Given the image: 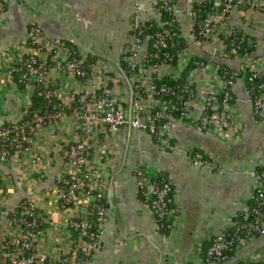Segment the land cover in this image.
<instances>
[{"label":"built area","instance_id":"built-area-1","mask_svg":"<svg viewBox=\"0 0 264 264\" xmlns=\"http://www.w3.org/2000/svg\"><path fill=\"white\" fill-rule=\"evenodd\" d=\"M201 1L186 0L182 12L183 18L179 20L175 14L176 0H154L155 15L150 18L154 19L159 29L154 35L152 46L155 48L165 46L166 40L174 36L183 37L187 43L174 62L159 60L154 63H144L149 55L147 40L133 34L132 45L117 60L120 68L119 75L115 76L108 72L107 85L93 86L90 90L78 88L72 82H66L63 86H48V76L52 69L59 70L65 75L71 73L81 82H85L93 73L94 63L91 74L85 77L81 66L85 61L84 51L59 37L48 38L41 28L34 24L35 22L28 24L25 45L30 51L26 57L17 56L15 60L8 62L4 75L12 76V72L18 69L17 63H22L24 69L18 80L24 82V85L32 82L33 91L37 90L46 103H51L53 110L35 114L30 121L21 119L13 122L11 126L1 125L0 158L8 159L11 154L22 152V140L30 146L34 144L36 149H33L37 156L39 154L37 140L40 137L38 124L56 126L60 132L68 135L64 148V175L60 177L56 189V205L63 215L64 226L58 228L48 224V230L55 239V244L48 249L42 245L39 247L40 232L45 231L46 227L37 229L38 204L35 200H26L21 209V216L8 218L4 229L3 248L15 246V251L4 250L10 264H95L94 253L98 246L106 210L98 205L94 217L90 218L88 207L95 193H89V191L103 189L105 176L101 172V166L110 159L115 137L121 127L129 126L146 130L164 150L181 148L191 163L196 166L209 165L211 160L203 151L194 148L191 144L174 140L171 135L173 122L181 121L194 130L211 132L217 139L223 141H231L239 137L242 127L239 113L234 106L235 98L232 95L231 86L236 81L235 75L244 76L248 66L258 71L259 68L264 67V52L254 56L248 63L245 61L247 56L238 55L232 42L224 41L223 37L230 35L235 29L229 13L236 0H210L213 11L207 12L197 22L196 5ZM239 3L243 6L241 9L245 20L253 24L264 20V0H240ZM1 6L0 4V11ZM163 10L173 13L174 17L162 18ZM175 19L179 23L178 30L171 28ZM144 21L136 19L134 27ZM196 23L198 27L194 31ZM142 44H145V51L139 55L138 46ZM193 46L205 50L208 56L213 54L219 59L233 54L234 57L240 58L239 65L234 68L236 71L225 78L218 72L215 60L212 57L207 58L196 54L191 50ZM12 54V52H5L4 55L9 58ZM164 55L169 56L167 52ZM149 56H158V53ZM196 56L203 60L196 59ZM121 60L127 64L128 73L122 69ZM188 63L194 64L186 74L185 84L189 89L188 96L182 100L179 114L174 115L173 111L177 109V106L172 98L166 97L174 91L164 83L156 84V78L168 75L177 79ZM197 72L204 76L200 87H197ZM122 80L126 81L127 87L121 86ZM260 87H264V81L261 82ZM112 89H116L115 92ZM122 89L129 92L127 101L124 100ZM251 100L255 112L259 114L264 103V92L254 96V100L251 97ZM11 146H13L12 150L9 149ZM135 174L138 189L143 194L142 201L148 204L157 216L162 217L168 213V195L174 189L171 179L152 180L149 177L151 174L147 173L141 164L135 168ZM253 174L255 184L250 194L256 189L259 191L262 208L253 211L254 219L248 223L249 228L242 235L236 234L233 241L226 239L222 230L216 233L206 230L205 235L195 239L187 262L176 263L170 256H166L159 264H187L188 262L235 264L237 259L232 257L225 259L223 250L235 243L237 251L241 246L264 234V188L260 190L263 186L264 169L254 170ZM245 208L246 206L243 209ZM235 212L224 214V226L236 224L232 218ZM178 213V207L175 205L171 228L178 219ZM93 222L95 230L88 236V228ZM72 230L77 231L76 237H73ZM255 232H258V235H255ZM160 233L163 237L167 236L165 233ZM209 239L211 244L203 255L200 252L201 244ZM244 259L264 260V243L251 250Z\"/></svg>","mask_w":264,"mask_h":264},{"label":"crops","instance_id":"crops-1","mask_svg":"<svg viewBox=\"0 0 264 264\" xmlns=\"http://www.w3.org/2000/svg\"><path fill=\"white\" fill-rule=\"evenodd\" d=\"M239 2L236 0L232 6L230 20L234 28L254 34L257 45L251 52L253 57L264 52V20L256 24L245 20ZM0 4V125L23 119L32 101V82L21 87L12 76L4 75L8 62L30 51L25 45L30 22H35L48 38L67 39L85 54L89 51L98 56L93 73L85 82L71 73L65 75L53 69L48 76L51 86L72 82L78 88L90 90L93 86H106L108 72L119 75L117 60L133 43L136 19L155 15L154 0H0ZM185 5L186 0L175 2L179 20L183 18ZM191 50L213 60L224 59L213 54L208 56L205 50L195 46ZM144 51L145 44L138 46L139 55ZM5 52L13 54L7 58ZM225 61L236 68L240 58ZM263 70L264 67L259 68ZM197 74L198 87L204 76ZM124 81L121 86L127 87ZM122 91L127 101L129 92ZM231 92L242 127L238 138L219 140L211 132L194 130L181 121L171 126L172 138L203 151L211 160L209 165H193L181 148L162 149L146 130L121 127L110 159L101 166L105 176L102 190L108 208H105L106 217L94 253L95 264H159L166 256L176 263L187 262L198 236L205 235L206 230L219 232L224 226L225 213L246 206L255 184V166L264 164V103L257 114L242 78L236 79ZM38 128L37 156L33 144L8 159L0 158V264H10L3 249L4 229L9 211L21 199L35 200L46 212L51 227L64 226L63 215L56 205V189L65 169L64 148L68 135L48 124H38ZM186 130L231 146L214 153L208 149L209 143L202 148L200 143L187 137ZM139 164L149 174L166 172L173 183L179 213L167 236L163 237L157 230L154 212L138 195L135 168ZM38 242L39 247L47 249L55 244L48 225L40 232ZM263 243L264 234L237 249L232 259L245 258Z\"/></svg>","mask_w":264,"mask_h":264},{"label":"trees","instance_id":"trees-1","mask_svg":"<svg viewBox=\"0 0 264 264\" xmlns=\"http://www.w3.org/2000/svg\"><path fill=\"white\" fill-rule=\"evenodd\" d=\"M197 7V13L195 15V19L198 22L201 20L207 12L213 11V8L211 6V1L210 0H202L200 3L196 5ZM239 7L243 9V6L241 3H239ZM5 8V6H4ZM2 9V6H1ZM174 17L173 13L168 12V11H162V18H170ZM36 24V23H34ZM198 23L194 25V31L197 30ZM172 30H178L179 29V23L175 19L174 20V25H171ZM159 28L157 27L156 23L154 22L153 18H148L145 19V21L138 26L133 28V34L138 36L140 39H146L147 40V52L152 55L154 53H158V56H149L148 59L145 58L144 63L149 64V63H154L159 60L163 61H170L174 62L178 58V53L180 52L181 49H183L184 46H186V41L183 37L177 36L173 38H168L166 40V45L165 46H160L159 48H155L152 46V41L154 40V35L157 32ZM224 41L226 43H233L234 46L236 47L238 55H243L247 56L245 59L246 62L249 63V61L254 57H250L251 52L256 48L257 45V40L252 33H248L244 31L242 28H235L234 31L230 34L227 35L226 37H223ZM67 43H72V41H69L67 39H63ZM75 45V44H74ZM76 46V45H75ZM167 52L169 56H165L164 53ZM27 52L22 55V57L27 56ZM76 55V54H75ZM256 56V55H255ZM233 54H229L226 58L223 60H215L218 72L221 74V76L227 78L231 75L232 72L236 71L234 68L228 66L226 63L225 59H231L233 58ZM98 58V56L92 52L87 51L85 54V61L81 64L83 67L82 69L85 72V77H88L91 74V69L92 65L95 62V60ZM196 59H201V57H195ZM147 59V60H146ZM49 62V61H48ZM18 69L14 70L12 72V78L15 80L17 84H19L21 87L24 86V82H21L18 80L22 70L24 69V66L22 63H17ZM122 69L126 70L128 67L127 64L121 60L120 63ZM194 64L188 63L186 66L182 69L181 75L177 79H173L169 77L168 75H162L160 78H156V84H161L164 83L167 86H169L174 92L172 94L167 95V98H172L173 101L175 102L177 109L173 111L174 115H178L181 106H182V100L185 99L188 96V87L186 86V74L188 70L192 68ZM128 73L129 71L126 70ZM250 76V78H248ZM82 77V76H79ZM82 77V78H85ZM237 78H242L245 82V86L247 88L248 94L252 97L254 100V96H259L261 92H264V87H260V84L262 81H264V70L263 71H258L256 69H252L248 66L245 75L240 76V74H236L234 79ZM49 87H52V84L47 83ZM42 86V85H40ZM253 102V101H252ZM75 105V104H73ZM50 112L53 110V107L51 103H46V100L37 93V90H34L32 92V101L29 107L27 108V113L26 116L23 118L24 121H30L33 119V116L35 114H43L44 111ZM11 124H14L13 122H7L5 124H1L3 126H11ZM0 125V126H1ZM1 141V139H0ZM23 147H27L29 143L26 141L22 140ZM13 146L9 147L10 150H12ZM264 169V164H258L255 166L256 171H261ZM64 175V174H62ZM149 177L152 180L156 181H161V180H169L170 178L168 177L166 172H159V173H154L149 175ZM174 187V186H173ZM264 188V177H263V186L260 188V190ZM95 193V197L90 202L88 210L90 211V218H93L95 215V210L98 205L103 206L104 208H108V202L106 198L103 195V190H98L94 191L91 190L89 193ZM138 195L143 199V194L141 191L138 189ZM169 200L167 201V206L169 207L168 213H166L164 216L160 217L155 215L156 218V223L158 226V230L162 233H165L168 235L170 228H171V222L173 219L174 215V207H175V201L173 197V192L170 193L169 195ZM24 202L26 200H20L19 203L9 211L8 217L9 218H18L21 216V209L24 206ZM262 208V204L260 202L259 198V191L256 189L253 193H251L247 199H246V208L245 209H239L236 210L235 214H233L232 218L236 221L235 225H230V226H224L221 230L224 233V236L226 239H231L234 241L235 235H242L247 228H249L248 223L254 219V213L253 211L255 209ZM37 218H38V225L37 229L41 230L47 227L49 223V219L46 215V212L41 208L40 206H37ZM78 217V216H74ZM95 223L93 222L91 226L88 228V236L91 235V232L94 231L95 229ZM94 233V232H93ZM72 235L73 237H76L77 231L72 230ZM255 235H258V232H255ZM211 244V240H204L203 243L201 244V254L205 255L206 249L208 246ZM5 251L10 252V251H15V246H6L3 248ZM236 247L235 243H232L229 245L226 249L223 250V255L225 256V259L233 257L235 254ZM187 264H193L191 262H188ZM235 264H264V260L262 261H252V260H245L244 258H239L235 261Z\"/></svg>","mask_w":264,"mask_h":264},{"label":"water","instance_id":"water-1","mask_svg":"<svg viewBox=\"0 0 264 264\" xmlns=\"http://www.w3.org/2000/svg\"><path fill=\"white\" fill-rule=\"evenodd\" d=\"M186 134H187V137L192 138L193 141L200 143V146L202 148H205L204 145L206 143H209L207 145V147L209 150H211L214 153H216L217 150L226 149L227 147L231 146V144H224V143L218 142L216 140H212V139L209 140V139L203 137L202 135H198V134H195L193 132L191 133L189 130H186Z\"/></svg>","mask_w":264,"mask_h":264}]
</instances>
